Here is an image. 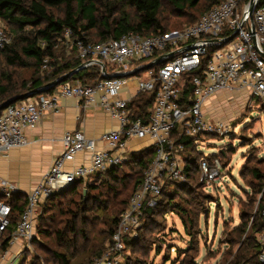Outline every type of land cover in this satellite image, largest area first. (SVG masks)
Here are the masks:
<instances>
[{
    "label": "built area",
    "instance_id": "built-area-1",
    "mask_svg": "<svg viewBox=\"0 0 264 264\" xmlns=\"http://www.w3.org/2000/svg\"><path fill=\"white\" fill-rule=\"evenodd\" d=\"M249 2L222 0L195 23L154 37L143 38L129 32L119 39L97 44H86L78 39L70 45L75 46L85 68L98 66L102 76L99 62L105 64L108 74L154 65L130 77L103 78L95 86L67 80L53 92L17 101L1 111L0 153L26 144L25 129L38 127L46 114L58 112L63 98H76L86 109L101 108L115 118L119 126L102 135L104 149L97 148L96 140L88 138L81 130L67 132L62 139L63 151L38 186L27 195L28 204L10 234L13 207L8 200L18 190L8 181L0 183V193L4 197L0 199V264H13L19 255H11L13 247H23L34 238L38 212L52 195L68 189L78 180L85 183L95 174L122 166L134 152L130 143L145 141L147 145L138 151L153 147L155 156L121 214L104 252L88 263L119 264L126 242L139 235L145 208L157 205L168 184L189 182L187 154L180 137L196 138L199 151L200 136L228 131L227 124L207 117L203 111L205 102L224 90H243L264 102V0L255 3L254 34L248 16ZM1 22L0 19V49L12 42ZM235 33L232 40L222 42ZM65 34L69 40L71 31L66 29ZM205 58L206 65L201 70ZM108 67H112L111 72ZM187 74H192L193 89L185 96ZM140 75L145 79L141 80ZM130 78L137 80L136 95L123 98L122 89ZM146 92L154 93V102L148 120L144 121L134 118L129 103ZM81 152L90 155L88 162L67 169L65 165ZM199 172L209 186L221 178L220 166L206 158L201 159ZM261 217L263 227L257 240L261 248L259 261L264 264V207ZM6 241L4 248L2 245Z\"/></svg>",
    "mask_w": 264,
    "mask_h": 264
},
{
    "label": "trees",
    "instance_id": "trees-1",
    "mask_svg": "<svg viewBox=\"0 0 264 264\" xmlns=\"http://www.w3.org/2000/svg\"><path fill=\"white\" fill-rule=\"evenodd\" d=\"M203 1L206 4L203 8L205 13L222 0H0V19L6 23L13 35L12 42L0 49V104L13 96L46 85L80 67L83 60L78 56L75 46L70 45L72 42L79 39L86 44H97L109 39H119L129 32L147 38L180 30L184 27H171L166 24L168 19L165 14L193 18L191 11L197 9ZM66 29L72 34L69 40L66 38ZM67 43L69 45H66ZM206 61L207 58L204 59L201 70L205 67ZM108 71L111 72L112 67H108ZM103 78L100 68L92 66L79 70L68 81H80L85 86H95ZM190 79L192 74H187L185 96L193 89ZM153 102V92L140 93L132 99L129 107L134 118L147 121ZM203 136L205 135L200 137ZM195 140L196 138L186 135L180 137V143L184 144L185 155L187 154L186 171L189 182L168 184L157 205L164 199L172 203L174 200L172 195L177 189L185 190L191 186L192 181L200 176L199 163L202 158L208 159L211 163L216 162L217 157L214 154L205 156L196 149ZM154 156L153 147L133 152L122 166L95 174L85 183L78 180L68 189L52 195L45 204L43 210L45 214L56 201L66 196L70 198L57 205L55 214L50 216L49 229L44 227V231L40 232H44L46 237L55 235L66 250L78 247L81 239L91 243L89 225L96 221L98 216L93 214L91 218L90 214L96 210L105 211L112 205L113 213L101 221L107 227L103 230L105 238L111 240L121 214L142 183L144 173ZM248 172L251 178L247 180V184L260 195V199L257 201L256 197L250 198L248 203H244L241 210L242 223L236 225L231 232L225 230L223 233L224 243L231 251L224 255L220 264H260L261 248L257 236L262 230L263 222L262 217L261 221L258 220L257 212L258 210L262 212L264 207V169L252 166ZM101 176L104 178L101 179ZM244 176L245 174L242 175ZM84 189L88 191L86 198L82 194ZM77 196L79 198H75ZM3 198L0 193V199ZM256 201L258 207L255 212ZM8 202L13 207L12 226L8 231L10 234L26 208L28 198L22 193H14ZM154 209L145 208L143 221L146 214L154 213ZM178 209L184 212L182 220L185 231L193 238V233L189 231L184 219L186 214L190 216L192 212H188L182 206ZM43 218L44 216L42 220ZM190 219L191 226H194L195 220L193 217ZM143 230L144 225L136 239L126 242L127 248H133L141 242ZM6 244L7 241L2 247L5 248ZM235 244H238V248L233 250ZM190 246L181 264H197L198 245L192 239ZM105 248L103 250L100 248L101 251L99 250V254L94 258L100 256ZM94 252L92 249V253ZM54 253L62 264H72V258L64 251Z\"/></svg>",
    "mask_w": 264,
    "mask_h": 264
},
{
    "label": "rangeland",
    "instance_id": "rangeland-1",
    "mask_svg": "<svg viewBox=\"0 0 264 264\" xmlns=\"http://www.w3.org/2000/svg\"><path fill=\"white\" fill-rule=\"evenodd\" d=\"M204 5L203 1L197 9L191 11L193 18L165 14L168 19L166 24L171 27L190 25L204 13ZM1 25L13 40L6 23L2 21ZM140 79L144 80L145 77L140 75ZM207 116L228 125L227 132L205 135L198 142L199 152L217 157L221 178L209 186L198 176L185 190L175 191L172 203L164 199L161 204L152 206L155 208L154 213L146 214L143 221L141 242L133 248L126 247L119 258V264H181L191 247L192 239L198 245L197 264H220L224 255L231 251L224 243L223 233L225 230L231 232L242 223L241 210L244 203H248L250 198L256 197L257 201L260 199V195L253 191L247 180L251 178L248 172L250 167L264 169V102L246 93L241 95L234 92L226 95L221 102L212 103L207 109ZM82 194L86 198L88 191L84 194L83 190ZM68 198L66 196L56 201L47 209L46 214L43 212L46 205L40 208L34 238L23 247L16 245L10 251L11 255L19 254L13 264H62L54 255L57 251H64L71 257L72 264H86L99 254L100 248L103 250L106 247L110 238H105L103 230L107 227L101 221L113 213L112 205L105 211L96 210L90 214L91 218L98 216L89 225L91 243L81 239L78 247L66 250L55 235L46 237L44 232H40L44 231V227L49 229L51 214H55L57 205ZM257 201L254 211H257ZM179 206L192 212L190 216L186 214L184 219L193 238L185 231L182 220L184 212L179 211ZM190 217L195 220L194 226L190 224ZM257 218L261 221V210H258ZM237 248L238 244L232 247L233 250Z\"/></svg>",
    "mask_w": 264,
    "mask_h": 264
},
{
    "label": "crops",
    "instance_id": "crops-1",
    "mask_svg": "<svg viewBox=\"0 0 264 264\" xmlns=\"http://www.w3.org/2000/svg\"><path fill=\"white\" fill-rule=\"evenodd\" d=\"M136 92L137 80L130 78L121 95L129 98L136 95ZM234 92L248 94L243 90L220 91L205 102L204 113L207 115V109L212 103L221 102L226 95ZM60 102L58 112L46 114L38 127L25 129L26 144L0 153V183L8 181L17 187V193L27 196L38 186L55 158L63 151L62 139L67 132L81 130L88 138L96 140L97 148L104 149L102 135L119 126L118 121L101 108L86 109L76 98H63ZM145 145V141H134L130 143V148L136 152ZM89 158L88 153L81 152L65 166L71 169L86 164Z\"/></svg>",
    "mask_w": 264,
    "mask_h": 264
},
{
    "label": "water",
    "instance_id": "water-1",
    "mask_svg": "<svg viewBox=\"0 0 264 264\" xmlns=\"http://www.w3.org/2000/svg\"><path fill=\"white\" fill-rule=\"evenodd\" d=\"M255 3H256V0H250V2H249V8H248V16H249V19H250V21L252 23V28H251V33L252 34L255 33V25H254V19H253V13H254V10H255V7H256L255 6ZM236 35H237V33H235L234 35H232L230 38H228L226 40H223L222 42L223 43H226V42L232 40ZM262 56H264V53H262ZM99 64L102 66V69H103L102 70V73H103L104 78H106V79L130 77V76H133V75L138 74L141 71L150 69L154 65V64H148V65H145L143 67L137 68L134 71L127 72V73L108 74L107 71H106V68H105V64L103 62H99ZM84 68H85V65L82 64L77 69L72 70L71 72H68V73L60 76L56 80H54V81H52V82H50V83H48L46 85H43V86H41L39 88H36L34 90H31V91H29L27 93L20 94V95H16V96H13V97L9 98L8 100H6L5 102H3V103L0 104V111H2L3 109H5L9 105L16 103L17 101L24 100V99H28V98L34 97L36 95L43 94V93H47V92L53 90L54 88H56L61 83L67 81L70 77H72L79 70L84 69ZM86 191H87V189H84V194L86 193Z\"/></svg>",
    "mask_w": 264,
    "mask_h": 264
}]
</instances>
